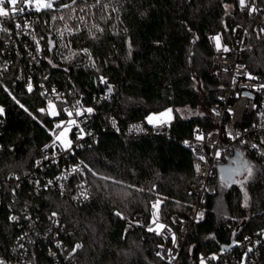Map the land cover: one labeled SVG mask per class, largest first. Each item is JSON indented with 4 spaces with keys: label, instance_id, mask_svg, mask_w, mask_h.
Segmentation results:
<instances>
[{
    "label": "trees",
    "instance_id": "16d2710c",
    "mask_svg": "<svg viewBox=\"0 0 264 264\" xmlns=\"http://www.w3.org/2000/svg\"><path fill=\"white\" fill-rule=\"evenodd\" d=\"M52 5L39 12L46 58L35 68L17 59L0 78V178L32 168L37 158L59 146L68 125H54L68 115L63 103H55L56 115L49 113V96L41 86L45 72L68 101L93 107L90 125L99 138L77 153L93 195L79 204L46 192L26 203V192L18 194L17 202L8 193L0 206V259L11 258L17 238L28 227L23 215L27 205L40 217L41 227L52 213H60L63 243L72 251L80 245L73 261L63 256L56 261L41 243L30 250L31 264H169L159 255L164 240L149 230L150 209L159 201L156 215L169 223L172 215L188 217L196 202L193 192L201 181L194 174L193 152L183 141L196 130L205 137L218 127V116L210 108L224 87L210 74V36L221 32L232 37L244 20L239 0H52ZM252 41L247 67L264 85V41L255 35ZM2 48L0 40V54ZM21 67L31 74V91L18 77ZM105 92L109 97L98 101ZM200 106L206 108L205 115L179 113ZM168 108L175 112L170 137L150 134L124 140L107 128L111 117L127 125ZM245 165L252 167L251 177L243 171ZM212 181L217 192L192 227L179 264H198L201 256L234 239L264 231V165L245 145H237ZM13 212L23 225L10 219ZM138 212L144 213L143 225L126 229V220Z\"/></svg>",
    "mask_w": 264,
    "mask_h": 264
},
{
    "label": "built area",
    "instance_id": "2783aa9c",
    "mask_svg": "<svg viewBox=\"0 0 264 264\" xmlns=\"http://www.w3.org/2000/svg\"><path fill=\"white\" fill-rule=\"evenodd\" d=\"M261 3V0H246L247 5H254L257 9L251 13L248 7L241 8L239 3L244 20L234 29L231 38H226L221 32L210 36V45L213 49L210 74L217 79L224 90L210 108L211 113L218 116V127L205 137L196 130L194 135L186 137L183 141L184 146L193 152L194 174L201 181V185L193 192L196 202L188 217L172 215L169 223L158 219L156 215L158 207L153 206L156 203L150 209L152 222L148 227L156 231L164 240L159 255L169 264L180 263L192 227L201 221L208 198L217 192L218 184L212 179L216 177L225 159L234 153L237 145L239 143L245 145L253 154L255 161L264 165V87H262L264 85L254 73L249 71L245 58L253 48V32L259 41H264V31H262L264 6ZM34 4L18 5L25 8L24 12H18L14 16L10 13V18L0 17V40L3 45L0 54V78L17 59L26 61L31 68H35L46 58L48 48L39 33L40 13L35 9ZM17 24L21 27L17 28ZM216 36L220 37V50H217L216 41L213 39ZM225 47L228 51L223 50ZM44 73H42L41 86L48 94L49 102L63 103L68 115L63 120H56L54 125L60 127L64 122L68 125L60 137L59 146L37 158L32 168L0 178V206L8 193L12 194L13 200L17 202L18 194L26 192L28 195L25 197L26 203L30 201L29 197L35 199L46 192H55L79 204L87 203L93 195L92 188L86 180V165L77 158L80 150L91 147L99 138V132L93 130L90 125L93 107L81 101H68L62 91L46 80L47 76ZM18 77L25 80L27 88L29 83L33 86L31 74L26 75L22 67ZM100 81L104 84L105 79ZM108 97L109 92H105L97 100L104 101ZM0 108L4 110L1 105ZM86 109L92 111L89 113ZM3 116L4 111L0 114V119ZM174 123L175 117L169 122L150 121L149 117H146L144 120L123 125L116 118L111 117L107 121V128L124 140L150 134L170 137ZM197 137L201 138L197 139ZM82 192L87 194V199L81 196ZM54 213H56L54 217L53 213L48 217V224L41 227L40 224L37 225L40 217L33 216L26 205L23 215L28 221V227H25L17 238L11 258L0 261L5 264H31L30 250L41 243L49 247L48 254L54 260L59 261L63 256L65 260L73 261V251L63 243L58 233L62 217L60 213ZM13 216L17 219H11L12 221L23 225L18 214L13 212L11 217ZM120 217L125 219L123 215ZM143 219L144 213L138 212L134 219L126 220L124 226L128 230L134 229L143 225ZM261 233L236 239L229 251L220 249L203 255L198 260V264H201L202 259L207 264H264V235ZM51 244L55 249L50 247Z\"/></svg>",
    "mask_w": 264,
    "mask_h": 264
},
{
    "label": "snow or ice",
    "instance_id": "6c2138e0",
    "mask_svg": "<svg viewBox=\"0 0 264 264\" xmlns=\"http://www.w3.org/2000/svg\"><path fill=\"white\" fill-rule=\"evenodd\" d=\"M99 2V0H98ZM35 3L36 5H38V7L36 8L37 11H39L41 8H48L51 9L52 8V0H47V3L44 2V0H0V17H4V18H10V13L12 14V16H14L16 13H22L24 12L25 8L24 7H18V5H24V4H32ZM73 3H75V0H73ZM240 6L241 8H245L248 7L250 13L251 12H255L257 9L254 7V5H247L246 4V0H239ZM8 6H11L10 8ZM64 7H69L68 5H64ZM113 11H115V9H113ZM17 28H20L21 25L17 24L16 25ZM25 27H27V25H25ZM3 31H7V29H2ZM264 31V30H262ZM213 39L216 41V47L217 50H220V37L216 36L213 37ZM224 51H228V49L225 47L223 49ZM37 51H39V47H37ZM101 80L103 81V77H101ZM264 87V86H262ZM28 90L31 91L32 90V85L31 83L28 84ZM109 91H111V88H109ZM3 109L0 108V114L3 113ZM41 111H43V109H41ZM87 112H91L92 109H86ZM171 110H169L170 112ZM79 115V113H77ZM162 115H167V113H164ZM150 121L152 118H149ZM60 135H63V133H60ZM59 138V136L57 137ZM201 137H197V139H200ZM75 171V169L73 170ZM243 171L247 173V177H251L252 175V167L251 166H247L245 165L243 168ZM247 177H245V179H247ZM235 182V181H233ZM241 183H243V181H241ZM81 196H83L85 199H87V194L85 192L81 193ZM245 202H247V194H245ZM159 205V201L156 202V204H154V207H158ZM53 217L56 215V213L52 214ZM10 219L12 220H16L17 217L13 216L10 217ZM162 227V226H161ZM151 230V229H149ZM261 235H264V232L261 233ZM22 247V245H21ZM80 245H76L75 248H79ZM75 248L73 249V251H75ZM249 251H251V249H249ZM216 257H213V259H215ZM0 264H4L3 261H0ZM201 264H205V261L202 259L201 260Z\"/></svg>",
    "mask_w": 264,
    "mask_h": 264
},
{
    "label": "rangeland",
    "instance_id": "374dc122",
    "mask_svg": "<svg viewBox=\"0 0 264 264\" xmlns=\"http://www.w3.org/2000/svg\"><path fill=\"white\" fill-rule=\"evenodd\" d=\"M44 2L46 3L47 2V0H44ZM35 5V9L38 7V5H36V4H34ZM229 8L230 9H233V7L232 6H229ZM44 8H41L40 10H39V12L40 11H42ZM253 35H255V33L253 32ZM197 87L198 88H201V83H197ZM48 111H49V113L52 115V116H54V115H56V113H57V109H56V105H55V103L54 102H49V106H48ZM164 113H167V115H162V114H164ZM179 113L182 115V116H184V117H190V116H194V115H205L206 113H207V111H206V108L205 107H203V106H200L198 109H196V110H193L192 108H190V107H184V108H181L180 110H179ZM175 117V112L173 111V110H171L170 112H169V110H164V111H162V112H159V113H153V114H151L150 116H149V118H152L151 120H153V121H156V122H158V121H163V122H169L170 120H172L173 118ZM221 201H220V203H219V207L217 206V210H220V211H218V212H221V210H222V208H221ZM205 264H207V263H205Z\"/></svg>",
    "mask_w": 264,
    "mask_h": 264
},
{
    "label": "water",
    "instance_id": "95a60500",
    "mask_svg": "<svg viewBox=\"0 0 264 264\" xmlns=\"http://www.w3.org/2000/svg\"><path fill=\"white\" fill-rule=\"evenodd\" d=\"M47 3V2H46ZM49 46L53 49L54 48V41L50 38L49 39ZM236 239H234L231 243L229 244H225L221 247V249L223 251H229L232 247H233V244L235 242Z\"/></svg>",
    "mask_w": 264,
    "mask_h": 264
}]
</instances>
